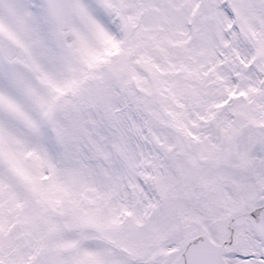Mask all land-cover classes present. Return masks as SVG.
<instances>
[{
	"label": "snow or ice",
	"instance_id": "6c2138e0",
	"mask_svg": "<svg viewBox=\"0 0 264 264\" xmlns=\"http://www.w3.org/2000/svg\"><path fill=\"white\" fill-rule=\"evenodd\" d=\"M0 264H264V0H0Z\"/></svg>",
	"mask_w": 264,
	"mask_h": 264
}]
</instances>
